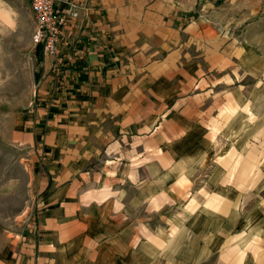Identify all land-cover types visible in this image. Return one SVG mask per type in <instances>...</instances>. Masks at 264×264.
I'll return each mask as SVG.
<instances>
[{"label": "crops", "instance_id": "0c3cea01", "mask_svg": "<svg viewBox=\"0 0 264 264\" xmlns=\"http://www.w3.org/2000/svg\"><path fill=\"white\" fill-rule=\"evenodd\" d=\"M219 1L57 0L63 62L41 51L26 134L43 228L13 264H264L263 43L224 31ZM194 191L165 255L142 247L140 221Z\"/></svg>", "mask_w": 264, "mask_h": 264}, {"label": "rangeland", "instance_id": "374dc122", "mask_svg": "<svg viewBox=\"0 0 264 264\" xmlns=\"http://www.w3.org/2000/svg\"><path fill=\"white\" fill-rule=\"evenodd\" d=\"M221 1L218 6H225L226 14L230 11L231 20L218 25L225 27L226 32L231 30L237 37L250 34L254 39H261L263 44L255 42L252 46L264 51V0ZM0 6L13 19L12 23H7L0 16V264H13L20 247L27 243L35 247L34 241H39L43 228L37 208L38 204L42 207V198L47 192L43 185V176H47V172L42 169L41 156L26 139V134L35 125L29 115L38 95L40 53H47L44 47L33 42L36 22L31 1L0 0ZM221 20H224L223 15ZM231 23H234L233 27H230ZM51 58L58 69L63 62L62 54L58 57L62 60L58 66ZM252 63L255 68L264 67V58L253 59ZM195 192L185 205H178L183 209L172 211L167 207L155 218L140 221L142 247H154L159 255L164 253V234L168 233L165 230L170 229L173 233L177 225L187 223L189 214L186 211L193 213L198 209ZM158 205L155 206L158 208ZM177 211L183 213L181 220L161 219L163 214L172 215ZM130 231L131 228L125 232V241H131ZM31 239L33 241L29 242ZM191 249L184 247L179 255L183 253L187 258L195 259L197 251Z\"/></svg>", "mask_w": 264, "mask_h": 264}, {"label": "built area", "instance_id": "2783aa9c", "mask_svg": "<svg viewBox=\"0 0 264 264\" xmlns=\"http://www.w3.org/2000/svg\"><path fill=\"white\" fill-rule=\"evenodd\" d=\"M35 15V31L33 34V42L41 45L47 54L56 60V66L62 60L58 57L61 54L60 27L66 23V16L59 15L56 12L57 0H30ZM72 7H76L75 4ZM77 15L76 12L73 13Z\"/></svg>", "mask_w": 264, "mask_h": 264}, {"label": "bare ground", "instance_id": "6f19581e", "mask_svg": "<svg viewBox=\"0 0 264 264\" xmlns=\"http://www.w3.org/2000/svg\"><path fill=\"white\" fill-rule=\"evenodd\" d=\"M0 16L3 18V20H5L7 23H10V16L9 13L7 11H0Z\"/></svg>", "mask_w": 264, "mask_h": 264}]
</instances>
